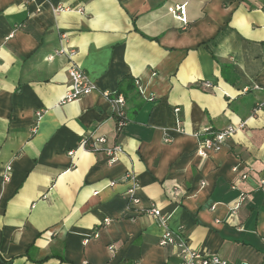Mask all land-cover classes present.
Here are the masks:
<instances>
[{
    "label": "crops",
    "instance_id": "1",
    "mask_svg": "<svg viewBox=\"0 0 264 264\" xmlns=\"http://www.w3.org/2000/svg\"><path fill=\"white\" fill-rule=\"evenodd\" d=\"M70 61L95 91L63 101ZM124 79L143 99L116 132L101 92ZM263 100L264 0H0V264H178L152 205L191 249L264 264Z\"/></svg>",
    "mask_w": 264,
    "mask_h": 264
},
{
    "label": "built area",
    "instance_id": "2",
    "mask_svg": "<svg viewBox=\"0 0 264 264\" xmlns=\"http://www.w3.org/2000/svg\"><path fill=\"white\" fill-rule=\"evenodd\" d=\"M167 10L175 19L179 20L183 24H186L187 19L185 3L181 5H170L167 7ZM72 54V51H68L69 56ZM67 75L69 86L66 94L63 97V101H71L95 91V86L90 80L89 76L82 68L72 61H70V64L67 68ZM207 85H209V83H207ZM138 89L141 94L142 90L139 85ZM101 93L104 97L108 98L111 110H113L117 116V118H115V127L116 132H120V130H122V128L128 123V121L125 119L123 111L125 99L121 94L117 95L113 99H110L108 97L109 92ZM255 108H264V100L257 102L255 104ZM236 129L237 126L228 125L219 130H205L204 136L199 141V145L201 147L199 154L204 156L206 150L218 151L224 145L225 141L233 135ZM105 143L106 138L104 136H89L84 137L80 145L92 151H103L108 156L109 163L115 162L118 159L119 153L122 152L121 145L119 143H114L113 145L107 147L105 146ZM69 153L71 154V151ZM8 170L9 169L7 168L3 172L4 180H7L9 177ZM131 178L134 179V176ZM241 178H245V175H242ZM259 188L264 193V179L259 181ZM148 213L161 227L159 244L161 246H171L176 249L177 256L179 257L178 264H232L217 254L200 252L191 249L188 246L181 230L174 231L168 228L167 217L164 214H161L159 208L156 205H152L148 209ZM109 248L113 249V246L110 245ZM239 264L248 263L243 261Z\"/></svg>",
    "mask_w": 264,
    "mask_h": 264
},
{
    "label": "trees",
    "instance_id": "3",
    "mask_svg": "<svg viewBox=\"0 0 264 264\" xmlns=\"http://www.w3.org/2000/svg\"><path fill=\"white\" fill-rule=\"evenodd\" d=\"M134 91H136L139 96L142 98L140 92H139V89H138V85L136 83V81H133V80H130V79H124V80H121L116 88L115 91L113 92H110L108 94V97L110 99H113L114 97H116L117 95L121 94L123 95L124 99H125V104H124V116H125V119L128 121V117H127V114H126V98L128 97V95L130 93H133ZM143 99V98H142ZM111 115L112 117L114 118V121L116 122L115 118H117L116 114L114 113L113 110H111ZM243 262V261H242ZM247 262L248 264H250L248 261H245ZM241 263V262H240ZM232 264H235V263H232Z\"/></svg>",
    "mask_w": 264,
    "mask_h": 264
}]
</instances>
